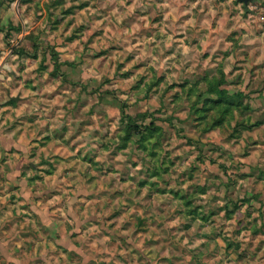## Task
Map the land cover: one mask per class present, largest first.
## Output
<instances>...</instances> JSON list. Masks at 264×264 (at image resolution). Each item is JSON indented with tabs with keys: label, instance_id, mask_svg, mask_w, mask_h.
Instances as JSON below:
<instances>
[{
	"label": "rangeland",
	"instance_id": "rangeland-1",
	"mask_svg": "<svg viewBox=\"0 0 264 264\" xmlns=\"http://www.w3.org/2000/svg\"><path fill=\"white\" fill-rule=\"evenodd\" d=\"M0 89L81 137L116 262L264 264V0H0Z\"/></svg>",
	"mask_w": 264,
	"mask_h": 264
},
{
	"label": "crops",
	"instance_id": "crops-1",
	"mask_svg": "<svg viewBox=\"0 0 264 264\" xmlns=\"http://www.w3.org/2000/svg\"><path fill=\"white\" fill-rule=\"evenodd\" d=\"M28 107L20 93L0 89V264H143L148 255L137 248V263L129 250L113 259L109 220L96 215L94 196L79 197L94 186L65 166L80 158L81 137L66 141L50 117L32 122ZM131 234L122 238L139 242Z\"/></svg>",
	"mask_w": 264,
	"mask_h": 264
},
{
	"label": "trees",
	"instance_id": "trees-1",
	"mask_svg": "<svg viewBox=\"0 0 264 264\" xmlns=\"http://www.w3.org/2000/svg\"><path fill=\"white\" fill-rule=\"evenodd\" d=\"M206 93L208 97L206 100L213 103H221L223 100L230 98L229 92L225 89H221V85L209 87ZM213 96H215V98Z\"/></svg>",
	"mask_w": 264,
	"mask_h": 264
},
{
	"label": "water",
	"instance_id": "water-1",
	"mask_svg": "<svg viewBox=\"0 0 264 264\" xmlns=\"http://www.w3.org/2000/svg\"><path fill=\"white\" fill-rule=\"evenodd\" d=\"M241 2H247V0H240ZM14 99H16V98H14Z\"/></svg>",
	"mask_w": 264,
	"mask_h": 264
},
{
	"label": "flooded vegetation",
	"instance_id": "flooded-vegetation-1",
	"mask_svg": "<svg viewBox=\"0 0 264 264\" xmlns=\"http://www.w3.org/2000/svg\"><path fill=\"white\" fill-rule=\"evenodd\" d=\"M247 1H249V0H247Z\"/></svg>",
	"mask_w": 264,
	"mask_h": 264
}]
</instances>
